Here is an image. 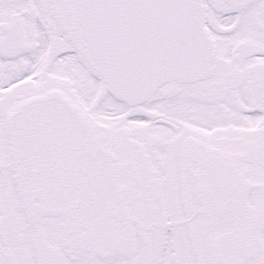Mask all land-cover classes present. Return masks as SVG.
Instances as JSON below:
<instances>
[{"label":"snow or ice","instance_id":"snow-or-ice-1","mask_svg":"<svg viewBox=\"0 0 264 264\" xmlns=\"http://www.w3.org/2000/svg\"><path fill=\"white\" fill-rule=\"evenodd\" d=\"M0 264H264V0H0Z\"/></svg>","mask_w":264,"mask_h":264}]
</instances>
